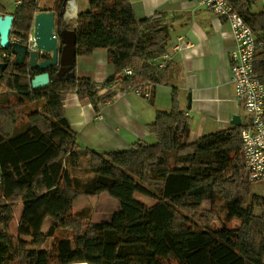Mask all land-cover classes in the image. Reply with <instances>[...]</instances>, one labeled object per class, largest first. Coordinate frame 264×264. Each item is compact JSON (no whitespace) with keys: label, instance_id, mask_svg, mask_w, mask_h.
Segmentation results:
<instances>
[{"label":"trees","instance_id":"obj_1","mask_svg":"<svg viewBox=\"0 0 264 264\" xmlns=\"http://www.w3.org/2000/svg\"><path fill=\"white\" fill-rule=\"evenodd\" d=\"M62 2L23 1L12 13L20 42L28 43L37 12L60 11ZM87 2L75 27L77 54L106 48L116 75L127 66L134 69L132 77L122 80L125 85L162 82L167 71L152 60L166 53L167 26L139 20L129 0ZM229 2L264 42V11L252 13L249 0ZM0 12L6 13L1 5ZM57 23L70 28L62 17ZM1 52L13 53L10 47H0ZM259 56L257 69L263 72L264 52ZM17 65L10 67L9 77L7 70L0 76V264H264V213L257 212L264 208V197L251 191L242 125L190 142V123L174 92L172 111L158 112L150 126L155 143L123 151L83 148L62 102L26 113L23 102L4 99L17 91L35 102L48 86L71 84L59 80L54 70V81L34 89L31 79L40 71L28 62ZM76 86L80 96L97 105L89 78H78ZM103 192L116 198L120 209L110 222L84 221L85 209L75 211V200ZM137 194L154 203L136 199ZM19 202L24 210L17 221L18 247L12 250L6 232ZM48 217L52 222L44 232ZM58 229L72 230L73 240L61 239L45 249Z\"/></svg>","mask_w":264,"mask_h":264},{"label":"crops","instance_id":"obj_2","mask_svg":"<svg viewBox=\"0 0 264 264\" xmlns=\"http://www.w3.org/2000/svg\"><path fill=\"white\" fill-rule=\"evenodd\" d=\"M129 1L139 20H159L167 26L166 53L152 60L156 67L165 68L167 72L162 82L148 80L151 81L148 85L151 94L145 97L125 85L121 74L116 75L108 49L96 48L89 54H77L76 78H89L97 92L96 106L88 97L78 94L77 86L60 94L65 116L76 132L78 144L95 151H123L138 143H155L157 138L150 126L158 112L172 111L174 92L178 95L179 109L190 123V142L234 127V115L241 116L243 126L247 122L246 112L235 96L231 81L230 53L235 43L229 23L190 0ZM73 5L77 6L78 13L70 19ZM249 6L252 13H261L264 0H249ZM80 8H88L87 0L69 2L62 17L66 24L70 26L72 22L77 26ZM75 27L70 26L71 29ZM32 29L34 31L33 23L31 33ZM114 75L115 79L108 82ZM124 91L126 94L122 95ZM253 184L259 189L251 187L252 193L264 197V182ZM16 205L15 216L19 220L24 205L23 202ZM50 219L45 220L44 232L50 227Z\"/></svg>","mask_w":264,"mask_h":264},{"label":"built area","instance_id":"obj_3","mask_svg":"<svg viewBox=\"0 0 264 264\" xmlns=\"http://www.w3.org/2000/svg\"><path fill=\"white\" fill-rule=\"evenodd\" d=\"M24 0H15L17 6ZM73 0H68L72 2ZM208 8L217 16L224 18L230 25L231 35L234 40V47L231 50V81L234 85L235 96L244 106L247 122L241 130L243 141V157L246 171L251 182H264V71L257 69L262 62L260 53L264 52V42L259 40L258 34L246 20L233 8L229 0H190ZM77 16V15H76ZM70 16L69 18H74ZM11 42H20L22 37L14 28L10 34ZM34 49V34H30L28 43ZM31 45L33 47H31ZM6 56V53L3 54ZM162 67L165 64L161 65ZM134 69L127 66L121 76L123 78L132 77ZM138 83L132 86L137 94L150 96L148 85ZM122 95L126 91L121 92ZM2 172L0 169V184L2 183Z\"/></svg>","mask_w":264,"mask_h":264},{"label":"water","instance_id":"obj_4","mask_svg":"<svg viewBox=\"0 0 264 264\" xmlns=\"http://www.w3.org/2000/svg\"><path fill=\"white\" fill-rule=\"evenodd\" d=\"M67 6L68 0H63L58 14L55 10H43L35 15L33 21L35 49L30 48L28 44L11 42L10 34L14 15L10 13L0 14V47H10L18 61H24V59L28 58L30 67L40 71L31 79V86L34 89L50 84L51 77L47 70L57 65H59L57 76L61 80L66 78L72 83L76 82L77 31L67 26L56 29L57 18L58 16H65ZM40 53H50L51 58L40 59ZM6 67L7 63H1L0 73L4 72ZM190 101L191 96H189V107ZM232 124L234 126H241V116L234 115ZM68 264L95 263L73 261Z\"/></svg>","mask_w":264,"mask_h":264},{"label":"rangeland","instance_id":"obj_5","mask_svg":"<svg viewBox=\"0 0 264 264\" xmlns=\"http://www.w3.org/2000/svg\"><path fill=\"white\" fill-rule=\"evenodd\" d=\"M44 1V0H42ZM50 3L48 5H53V0H48ZM0 4L4 6L6 11H13L15 12L17 10V5H15L14 0H0ZM80 10H82L80 8ZM1 14V12H0ZM78 21V19H77ZM71 27H75L72 22L69 23ZM34 33L32 29V34ZM31 47H33L31 45ZM34 49L36 48L33 47ZM5 52H1L0 56L4 57ZM13 58L11 57V60ZM12 68L8 69L5 72V78L9 77L12 73ZM77 84V78L76 82L74 84L69 85H62L58 84V86H48L47 88L43 89L42 91V98L35 102H29L24 99L23 94L19 93L17 91H13L9 94V96H5L4 99L6 101H11L12 103H19L23 102L21 110L26 113H31L33 111L42 110L46 106H48L52 102H60L61 95L64 94L67 89H70L71 87H75ZM46 87V86H45ZM3 87H0V93L3 92ZM8 126H6L8 132H10L13 129L12 123L8 122ZM256 184V183H255ZM253 184L254 190L258 191V187ZM136 199H139L148 205H152L154 202L147 196L137 194ZM16 206L15 205V213H16ZM204 206L206 208H209L211 206V202L209 200H206L204 202ZM218 207H220L218 205ZM85 209V217L83 218L84 221H92V222H110L112 220L113 214L120 209V203L119 201L112 197L109 193L103 192L96 196H88V195H80L74 202V210L79 211ZM257 212L259 214H262L264 211L262 209H257ZM17 217L15 216V219L11 221L8 224L7 229V241L10 242V245L12 247V250L16 249L18 247V227H17ZM48 222H52L50 219ZM70 239L73 240V232L70 229H58L55 234L48 239V242L45 245V249L49 250L53 246H55L61 239ZM11 264H17V263H11Z\"/></svg>","mask_w":264,"mask_h":264},{"label":"flooded vegetation","instance_id":"obj_6","mask_svg":"<svg viewBox=\"0 0 264 264\" xmlns=\"http://www.w3.org/2000/svg\"><path fill=\"white\" fill-rule=\"evenodd\" d=\"M55 11L57 12V14L59 13V11H57V10H55ZM58 17H60V16H58ZM57 22H58V18H57ZM59 28H60V26H59L58 23H57L56 29H59ZM59 47H60V45H59ZM59 51H60V50H59ZM59 55H60V52H59ZM4 57H5L4 60L0 61V64H1V63H7V67H6L5 71L8 70L10 67L16 65V64H18L17 66H19V65H22V64L27 63V62L29 63L28 58L24 59V61H18L17 58H16V55L13 54V53H12V54H7V53H6V56H4ZM11 57L13 58L12 60H11ZM48 58H51V54H50V53H40V59H48ZM58 69H59V65L54 66V67H51L50 69L47 70L48 73L50 74L51 82L54 81V78H55V77L52 75V72H53L54 70H55V76H56L57 78H59V77L57 76V71H58ZM5 71H4V72H5ZM4 72H1V73H0L1 76H2V74H3ZM59 80H60V78H59ZM66 81H69V80H67L66 78L62 79V82H66ZM51 82H50V83H51Z\"/></svg>","mask_w":264,"mask_h":264},{"label":"bare ground","instance_id":"obj_7","mask_svg":"<svg viewBox=\"0 0 264 264\" xmlns=\"http://www.w3.org/2000/svg\"><path fill=\"white\" fill-rule=\"evenodd\" d=\"M71 13H72L73 16H76L77 15L78 10H77V6L76 5H73L72 6V12Z\"/></svg>","mask_w":264,"mask_h":264}]
</instances>
